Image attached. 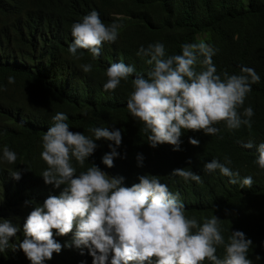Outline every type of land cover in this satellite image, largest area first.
<instances>
[{
    "label": "trees",
    "instance_id": "1",
    "mask_svg": "<svg viewBox=\"0 0 264 264\" xmlns=\"http://www.w3.org/2000/svg\"><path fill=\"white\" fill-rule=\"evenodd\" d=\"M92 10L106 25H121L118 39L105 43L99 58L79 49L77 59L68 50L71 27ZM201 41L216 50L212 59L218 74L241 75V67H248L260 76L238 110L253 108L252 127L230 131L220 123L215 136L184 131L181 151L168 144L152 148L143 125L127 109L132 80L137 75L147 77L154 66L147 63L150 57L137 52L159 42L167 57L181 54L185 43ZM121 60L134 67L133 76L115 91H105L107 68ZM84 64H91L92 70L83 72ZM202 67L198 63L197 71ZM9 76L15 83L8 82ZM57 112L68 116L70 131L92 139L90 129L95 127L122 130L117 151L121 156L126 153V159L117 157L114 167L107 168L101 158L113 142L101 139L83 168L73 159L77 175L92 163L109 176H124L126 186L138 183V175H158L170 191L180 194L189 218L203 223L215 215L226 242L232 231H243L253 241L249 258L264 264V170L255 162V147L243 146L249 141L264 143V0H0V218L20 227L9 248L0 253V264H31L21 250L13 252L12 245L25 238L23 224L35 205L59 195L63 188L46 185L40 176L47 168L41 158L42 137ZM189 137L198 139L199 146L191 145ZM5 145L17 154L15 164L3 160ZM137 154L144 157L143 167H137ZM213 159L239 172L235 184L219 170H203ZM177 168L194 171L202 183L171 176ZM15 170L22 173L19 181L9 175ZM245 176L253 178L251 188L241 187ZM55 239L65 245L73 236ZM83 251L81 255V249L65 247L45 264H92L87 249ZM224 254L223 247L217 249L218 257Z\"/></svg>",
    "mask_w": 264,
    "mask_h": 264
},
{
    "label": "clouds",
    "instance_id": "2",
    "mask_svg": "<svg viewBox=\"0 0 264 264\" xmlns=\"http://www.w3.org/2000/svg\"><path fill=\"white\" fill-rule=\"evenodd\" d=\"M120 27L117 23L106 25L99 13L92 10L82 21L73 23L69 53L78 59L77 52L82 49L99 58L105 43L116 42ZM181 47V54L167 57L164 45L159 42L147 48L141 46L137 52L138 56L150 57L147 63L154 66L147 77L137 75L132 80L127 109L148 133L150 147L168 144L173 151H181L184 131L215 136L219 132L216 125L220 123L230 131L242 126L251 129L253 108H244L242 113L238 110L252 91L251 85L260 82L255 70L241 67V75L218 74L212 59L216 50L211 46L201 41ZM198 63L203 66L200 71ZM81 69L88 73L92 65H81ZM134 72V67L122 60L110 64L103 89L115 91ZM8 82L15 83V78L9 76ZM52 120L54 123L42 137L41 158L47 168L40 176L46 185L63 188L59 195L48 196L30 211L23 224L25 238L12 245L13 252L21 250L31 264H45L54 254L72 246L81 249V255L87 249L92 264H254L248 255L253 241L243 231H232L226 242L215 215L205 218L203 223L189 218L180 194L170 191L158 175H138V183L126 186L124 176H109L94 163L77 175L73 159L83 168L98 147L96 141L101 139L113 142L109 145L111 151L101 158L107 168L114 167L117 157L126 159V153L121 156L117 151L122 144V130L95 127L90 129L92 139L70 131L68 116L63 112H57ZM188 142L193 146L200 144L192 137ZM243 146L255 147L258 153L255 162L264 170V143L254 145L249 141ZM2 158L15 164L17 154L5 145ZM136 160L137 167H143V155L137 154ZM203 170L207 173L219 170L233 178L230 182L234 184L235 177H239V172H232L216 159L206 162ZM9 175L17 181L22 178L20 170ZM170 175L185 182L202 183L199 174L185 168L174 169ZM240 183L241 187L251 188L253 178L245 176ZM0 221L2 253L20 227L10 220L0 218ZM68 234L73 236L71 244L62 245L55 239ZM220 247L225 253L222 259L217 255ZM260 259L257 255L256 260Z\"/></svg>",
    "mask_w": 264,
    "mask_h": 264
}]
</instances>
